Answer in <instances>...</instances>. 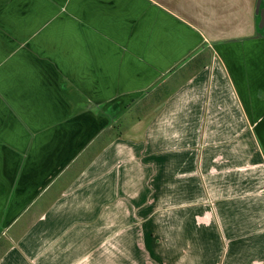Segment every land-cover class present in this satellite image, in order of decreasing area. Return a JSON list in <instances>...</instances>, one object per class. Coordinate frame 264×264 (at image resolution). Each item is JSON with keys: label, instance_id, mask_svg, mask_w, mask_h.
<instances>
[{"label": "crops", "instance_id": "crops-1", "mask_svg": "<svg viewBox=\"0 0 264 264\" xmlns=\"http://www.w3.org/2000/svg\"><path fill=\"white\" fill-rule=\"evenodd\" d=\"M203 4L0 0V264H264V23Z\"/></svg>", "mask_w": 264, "mask_h": 264}, {"label": "rangeland", "instance_id": "rangeland-1", "mask_svg": "<svg viewBox=\"0 0 264 264\" xmlns=\"http://www.w3.org/2000/svg\"><path fill=\"white\" fill-rule=\"evenodd\" d=\"M201 1H204L203 5L206 13H208L209 15H213L214 11L215 16H218L219 23L221 25L220 28L222 30H230L231 33L239 34L240 32H243L247 29V24H249L250 26L251 19H253L254 25L256 22L257 25L260 23H264V18L261 17V11L258 12V14L260 15L258 20L255 18V14L257 13V4L255 0H216L215 2L218 1V4L220 6L219 8H213V0H198V3H201ZM234 8L236 9V13L234 12L235 16H233ZM198 25L201 26V24ZM191 52L192 50H190V53ZM184 57L186 58V56ZM183 59L184 58H179L176 61L177 63H175L174 65L180 63ZM181 73L182 72L179 69L177 73H175V75L180 76ZM165 74L166 72L160 74L158 80ZM170 77L167 78L168 80L164 79L165 81H162L160 85L155 86V88L149 90L148 92H140V94L136 96V98L133 99L128 106H126L125 108H121L120 116L114 117L113 119L109 118V123L103 124L104 126L102 127L107 132V135L105 138H98L97 140H94V148H98L99 146H101V140H103V142H106L108 140L112 141L114 136H117V134L122 135L123 132H125V135L127 133L131 134L130 132L131 130H133V126L136 125V122H139L140 120H142V122L144 120V124L148 126V117L149 114H152L150 112L152 110L154 111L157 108L162 99L166 96L167 93H169L170 89L175 84V81L170 79ZM140 129L141 128L137 127L136 130ZM142 130H144L143 127ZM104 135L105 133H102L99 137ZM79 166L80 164L76 165L75 167Z\"/></svg>", "mask_w": 264, "mask_h": 264}, {"label": "water", "instance_id": "water-1", "mask_svg": "<svg viewBox=\"0 0 264 264\" xmlns=\"http://www.w3.org/2000/svg\"><path fill=\"white\" fill-rule=\"evenodd\" d=\"M262 0H257V13L259 12V6H260V3H261ZM264 13V12H263ZM262 11H261V15L263 14ZM263 16V15H262ZM264 18V16H263Z\"/></svg>", "mask_w": 264, "mask_h": 264}]
</instances>
